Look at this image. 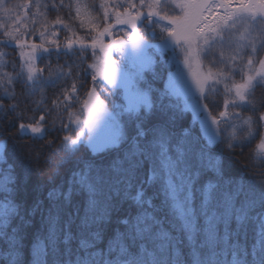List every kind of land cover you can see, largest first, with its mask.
<instances>
[{
  "label": "snow or ice",
  "instance_id": "1",
  "mask_svg": "<svg viewBox=\"0 0 264 264\" xmlns=\"http://www.w3.org/2000/svg\"><path fill=\"white\" fill-rule=\"evenodd\" d=\"M0 8L5 13L0 49L13 47L19 57V62L8 60L10 53L0 51V120L9 113L23 118L17 111L19 85L21 94L32 98L33 111L55 113L47 126L43 115L20 123L22 135L30 129L43 139L50 131L68 130L61 141L65 157L60 163L81 147L100 154L77 157L66 187L57 185L47 192V205L37 198L26 208L27 196L18 203L20 188L7 170L5 180L14 186L0 184V192L7 193L0 200L3 264H23L20 254L29 217L37 211L41 228L32 242L30 264H49L50 256L51 264H264V180L226 179L224 150L213 152V146L226 139L231 158V149L264 129V111L252 99L255 90L264 87V0H34L11 7L0 3ZM65 8L69 20L80 22L84 35L59 15ZM52 12L57 15L49 22ZM61 29L69 33L63 41L58 38ZM145 34L159 36L160 43L149 44ZM152 47L161 55L172 53L159 61L168 68L163 90L150 84L141 88V73L131 74L113 59L129 57L133 66L143 67L154 63L146 55ZM37 61L43 67H37ZM89 76L92 86L82 99L80 89ZM98 85L110 96L123 88L127 102L114 99L109 111ZM50 88L55 91L49 108ZM172 95L183 98V108L172 102ZM218 95L223 96V110L214 116L202 101L215 103ZM5 100L13 101L7 109ZM188 110L206 133V142L195 128L178 123ZM256 159L264 164V135ZM208 172L213 176L205 181ZM124 201L136 211L119 220L125 226L117 234L119 245L88 251ZM73 241H78L76 253ZM184 248L189 249L186 256ZM218 250L230 259H219Z\"/></svg>",
  "mask_w": 264,
  "mask_h": 264
},
{
  "label": "trees",
  "instance_id": "2",
  "mask_svg": "<svg viewBox=\"0 0 264 264\" xmlns=\"http://www.w3.org/2000/svg\"><path fill=\"white\" fill-rule=\"evenodd\" d=\"M34 0H0V3L7 4L8 6H15L17 4L23 5L24 3H32ZM74 0H65V3H73ZM83 4H92L93 0H81ZM96 4L100 3V0H95ZM21 14L24 13V9L21 8L19 10ZM34 11V9H33ZM57 13L52 12L48 14L49 22L55 18ZM59 15L62 16L65 21L69 22L73 29L79 34L84 35L85 30L79 27L78 20H69V12L68 9H62L59 12ZM72 15H75V10L73 9ZM5 22V13L2 8H0V23ZM0 33H2V29H0ZM69 33L66 30L61 29L58 32V38L63 41L64 37ZM33 41L39 43L38 36L32 37ZM145 39L151 41H159V36L153 38L149 34H145ZM0 51H5L10 53V56L5 59L11 60L16 59L19 62L18 50H14L13 47L0 49ZM170 51V50H169ZM167 57L169 54L166 55ZM159 58L156 61L154 66L155 70L151 72H146L143 75V79L140 81L141 88L147 87L149 84L153 89L163 90L167 87V79H168V68L167 66L161 67ZM64 60L61 58L60 63H63ZM53 63L55 60L53 59ZM88 63H92L91 57L88 59ZM173 65V64H172ZM174 66V65H173ZM173 66H171V70H173ZM37 67H43V63L37 61ZM11 71V67L7 69ZM153 73H156L154 76ZM239 79V76H237ZM146 82V83H145ZM69 84L71 81L68 82ZM92 81L91 76L88 77V80L85 84V87L80 89V96L83 99V93L91 88ZM97 90L102 97V99L106 102L109 107H112L113 98H117L116 96H110L108 93L102 91L100 85L97 86ZM55 89H48V103L47 106L51 107V100L53 97V92ZM118 94L119 89L115 90ZM222 91V86H221ZM16 94H17V102L18 109L17 111L23 112V118H17L15 113H9L4 119L0 120V184H7L8 187H13L14 185L9 181L5 180V174L7 170L11 169L15 176V186L20 188V192L16 196V200L19 203L22 197L27 196V203L25 205L26 208L30 207L33 203L34 199H39L44 201L45 205H47V192L54 186L57 185H65V181L71 178V173L75 168V161L77 157H85L90 158L95 155L99 158L100 154L91 153L90 149H86L85 147H81L80 151L76 153L75 156L70 158H66L63 163H60L61 159L65 157V152L61 148V141L63 136L66 134H70L68 130L63 131H50L48 132L43 139L39 138V134H33L30 130L27 131L26 134H21L19 125L20 123H31L33 121H38L40 117L43 115L45 117V125L49 122L51 116H54L55 113L51 115L46 113L42 109L33 111L32 109L35 105L31 102L32 98H26L21 94V88L19 85L16 86ZM35 99H39V96L35 97ZM253 102L260 108V111H264V87H258L253 94ZM171 100L174 104H179L181 108H183L184 103L177 95H172ZM215 103H211L208 100L202 101V103L208 104V111L212 113L214 116H218L219 111L223 110V96L218 95L215 97ZM4 107L7 109L8 105L13 103V101L5 100ZM79 109V105L76 106L75 110ZM243 115H249L248 112H243ZM64 122L67 123V117L65 116ZM178 123L183 125L184 127H192L195 128L200 135L202 136L204 142H206V137L202 129H200V125L196 119L193 117V113L188 110L185 111L182 117L179 118ZM59 122L57 123V128H59ZM72 129H75V125H71ZM264 129H260V135H257L250 142L245 143L242 147L237 146L231 149V158H229V149L227 148V140L225 139L223 143L214 145L213 152H218L221 148H223V167L226 172L229 174L226 176V179H243L244 181L248 180H256L262 181L264 180V164H261L256 159V149L257 145L260 142L261 135H263ZM74 135V133H71ZM224 134L222 133V136ZM49 141H52V146H49ZM59 164V167L57 166ZM213 173L208 172L205 181L211 178ZM21 181L24 183L21 184ZM134 191V190H133ZM31 194V195H27ZM151 194V190L149 192ZM7 193L0 192V200H3ZM159 201H156L158 203ZM135 207L131 206L130 201H124L120 208L119 212H113L110 221L107 226L104 228L100 239L96 242V247L89 249L90 252H100L106 251L109 247L110 243L113 246H118L121 242L118 237V232H124L125 226L119 223V220H122L131 214H135ZM18 219V218H17ZM31 220L30 225L26 229V236L23 240V248L21 251V260L23 264H30L32 260V242L37 234V231L41 228V215L40 212L37 211L35 216L29 217ZM16 221H14L15 223ZM75 232V229H74ZM254 234H249V244L254 242L253 239ZM78 241L72 242L73 252H77ZM189 249H183V255H187ZM219 253V250H218ZM79 257L84 256V252L80 250L78 252ZM76 255L73 256V259H76ZM219 259L227 261L230 259V256L219 253ZM53 257H49V264H51ZM216 258H213L215 260ZM0 264H3V261L0 260Z\"/></svg>",
  "mask_w": 264,
  "mask_h": 264
},
{
  "label": "rangeland",
  "instance_id": "3",
  "mask_svg": "<svg viewBox=\"0 0 264 264\" xmlns=\"http://www.w3.org/2000/svg\"><path fill=\"white\" fill-rule=\"evenodd\" d=\"M147 40V39H146ZM148 41V43L149 44H151V45H158L159 43H160V41H151V40H147ZM105 42L107 43L108 42V38L107 37H105ZM167 54H169V56L167 57L166 55ZM146 55L148 56V57H151L152 58V60L154 61V63H152V64H147V63H145L144 64V66L143 67H140V66H133V63H132V60L129 58V57H125L122 61H120V58L118 57V56H116V55H113V59H117L119 62H120V64H121V67H123L126 71H128L129 73H131V74H135V73H137V72H139V73H141V75H142V77H143V75L146 73V72H151V71H154L155 70V68H154V66H155V64H156V61L159 59V58H161V59H169V58H171V56H172V53H171V51H165L162 55H161V53L158 51V49L156 48V47H152V48H149V49H147L146 50ZM181 59H183V57L181 56L180 57ZM174 65V66H173ZM173 70H171L172 72H175V63H173ZM258 66V65H257ZM181 68H183V65H181ZM185 71H187V70H185ZM168 80V79H167ZM109 87H111V86H109ZM101 88H102V86H101ZM117 89H119V92H118V97L117 98H113V100L115 99L116 100V102L117 103H126L127 101H126V99H125V95H126V93H125V91H124V89L123 88H116L115 90H117ZM97 92H98V90H97ZM99 93V92H98ZM100 95V94H99ZM179 98H181V100L183 101V98L181 97V96H178ZM100 99L101 100H103L102 99V97L100 96ZM104 101V100H103ZM105 102V101H104ZM183 103H184V101H183ZM105 105H107L106 104V102H105ZM107 108H108V110L109 111H112V107H109L108 105H107ZM30 130V129H29ZM31 131V130H30ZM204 135H205V137H206V139H207V136H206V133H204ZM263 135H264V133H263Z\"/></svg>",
  "mask_w": 264,
  "mask_h": 264
}]
</instances>
